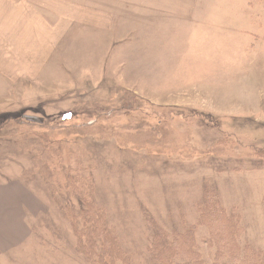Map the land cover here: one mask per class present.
Masks as SVG:
<instances>
[{"label": "rangeland", "instance_id": "obj_1", "mask_svg": "<svg viewBox=\"0 0 264 264\" xmlns=\"http://www.w3.org/2000/svg\"><path fill=\"white\" fill-rule=\"evenodd\" d=\"M199 13L193 25L154 18L137 24L127 63L134 66L142 57L162 67L158 83L146 78L116 84L110 100L86 101L79 93L83 97L70 107L72 120L44 114V125L13 120L4 127L14 134L0 138L2 182L19 176L21 183L49 187L51 213L33 224L32 264H88L78 256L63 209L78 213L85 204L63 186L65 170L45 149L57 141L69 143L70 152L82 145L87 168L97 163L70 175L92 178L93 199L107 210L132 264L154 263L150 245L158 227L172 234L198 222L206 184L227 213L239 214L241 245L264 251V162L256 156L264 148V0H202ZM159 27L165 34L154 33L141 47L142 31ZM173 28L179 36L167 35ZM48 163L56 165L52 175ZM208 236L207 228L197 229L198 251L211 264L215 249L206 243Z\"/></svg>", "mask_w": 264, "mask_h": 264}, {"label": "crops", "instance_id": "obj_2", "mask_svg": "<svg viewBox=\"0 0 264 264\" xmlns=\"http://www.w3.org/2000/svg\"><path fill=\"white\" fill-rule=\"evenodd\" d=\"M201 2L0 0V114L63 117L74 111L70 107L83 97L79 93L86 101L110 100L116 84L146 78L158 83L162 67L142 57L134 66L127 63L130 37L140 32L138 23L153 18L193 25ZM161 30L142 31L141 47L154 33L162 37ZM177 30L167 35L177 37ZM17 177L0 179V264H32L33 224L51 213L48 185Z\"/></svg>", "mask_w": 264, "mask_h": 264}, {"label": "trees", "instance_id": "obj_3", "mask_svg": "<svg viewBox=\"0 0 264 264\" xmlns=\"http://www.w3.org/2000/svg\"><path fill=\"white\" fill-rule=\"evenodd\" d=\"M75 116L76 114L71 112L60 118V121H69ZM13 120L23 125H44L41 118L29 119L20 113L0 114V138L8 140L7 133L14 134L13 131L4 129ZM55 128L57 129V127ZM58 130L62 129L59 128ZM65 130L63 128V131ZM232 139L237 141L236 137H232ZM63 143L57 141L55 145L45 147V149L52 151L53 155L59 158L57 166L65 170V178L62 179L63 186L71 189L72 194L85 204V207L78 213L74 207H63L67 217L71 219L72 229L77 240L75 249L79 254L78 256L88 264H115L117 261L122 264H132L131 257L122 248L117 230L109 224L107 210L98 206L93 199L94 184L92 178L89 180L80 174L70 175L72 172L76 174L84 168L88 169L93 166L92 163H89L88 168L86 164L83 165V159L88 158L86 154L88 151L82 148V145L76 144L77 146H75L73 143L71 145L75 148L70 152L65 145L70 144ZM64 149H66V154L61 157ZM79 153L81 155H78ZM90 156L92 157V155ZM256 156L264 162V148L258 149ZM54 166H56L54 163L46 164V170H49L48 175L53 174ZM92 168H97V163ZM63 194L61 193V195ZM197 210L199 213L198 222L190 228L184 229V231L169 234L163 228H157L156 233L151 238L150 245V251L154 256L153 264H176L177 258L184 259L182 264H207L203 254L198 251L196 231L200 227L207 228L209 236L206 243L210 248L215 249L211 264H264V251L256 250L248 243L242 246L239 242L242 234L239 214L227 213L217 192L207 184L203 187L202 199L198 203ZM46 220L49 219L46 218Z\"/></svg>", "mask_w": 264, "mask_h": 264}, {"label": "water", "instance_id": "obj_4", "mask_svg": "<svg viewBox=\"0 0 264 264\" xmlns=\"http://www.w3.org/2000/svg\"><path fill=\"white\" fill-rule=\"evenodd\" d=\"M20 115L26 116L29 119H36L37 117H33V116H29V115H25L24 113H20ZM43 120V119H42Z\"/></svg>", "mask_w": 264, "mask_h": 264}]
</instances>
